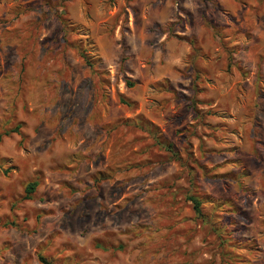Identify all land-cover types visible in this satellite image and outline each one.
Wrapping results in <instances>:
<instances>
[{"label": "rangeland", "instance_id": "obj_1", "mask_svg": "<svg viewBox=\"0 0 264 264\" xmlns=\"http://www.w3.org/2000/svg\"><path fill=\"white\" fill-rule=\"evenodd\" d=\"M0 135V264H264V0H0Z\"/></svg>", "mask_w": 264, "mask_h": 264}, {"label": "trees", "instance_id": "obj_2", "mask_svg": "<svg viewBox=\"0 0 264 264\" xmlns=\"http://www.w3.org/2000/svg\"><path fill=\"white\" fill-rule=\"evenodd\" d=\"M190 45H191L192 49L195 51V53H198L199 48L197 46V43L194 40L190 41ZM80 54H81V57L83 58L85 64H87V66L92 68L93 63H91L89 61L85 52L80 51ZM126 85L130 87L133 85V83L130 80H127ZM119 101L122 104L127 105V106H133V104H134L133 102L129 101L128 99H126L123 96L119 97ZM135 125L137 127H139L140 129L147 131L151 135V137L153 138L154 143L159 148L166 150L167 152L173 154L174 157H172V158H176V160H178V158L176 157L177 155H176V151L174 149L173 143L169 139H167V137H165L157 129V127L154 124H152L151 122H149L147 120H143V118H141V117H138L135 120ZM18 130H20L19 125H17L15 127V129H13L11 131L16 132ZM9 132H5L4 134L8 135ZM0 138H1V135H0ZM0 170L2 171V173L4 175L8 176L10 173H12L14 170H16V167L11 165L10 167L3 168L0 165ZM38 184H39V182L37 180L27 182L23 187V196L20 199L21 200L33 199ZM247 190L248 189L245 188L246 194L248 193ZM186 199L191 202L193 211L196 214V216L199 218H202L203 220L206 219V216H205L203 209H202L204 202L211 205L212 209H215V206L217 208L219 206L222 207V205H228L231 209L230 211H232L233 213H235L236 215H238L242 219H246V216H245L244 212L242 211V209H240L239 207L238 208L235 207V205H233L228 200L220 201L219 199H215L213 196L204 197L202 199L198 195H194V194H188ZM11 224L14 226H17V223L15 221L11 222ZM227 224H229V226H230V232L228 233L229 236L225 240V243L228 244V247L224 253V255L226 256L227 264H255L254 263L255 261L253 259V257H254L253 250L256 249L254 241L250 237H244L243 230L234 227L233 223L230 220H226L223 223V228L227 227ZM214 230L216 232H218L220 230V228L214 227ZM238 231L240 233L238 235H234L235 232H238ZM235 237H239L238 240L235 239ZM39 259H40V261H43V262L45 260L44 257L41 255L39 256Z\"/></svg>", "mask_w": 264, "mask_h": 264}]
</instances>
